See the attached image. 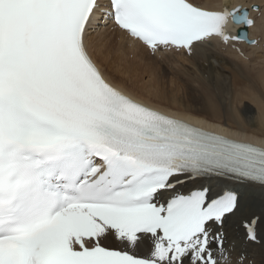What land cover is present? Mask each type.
<instances>
[{"label": "snow or ice", "instance_id": "obj_1", "mask_svg": "<svg viewBox=\"0 0 264 264\" xmlns=\"http://www.w3.org/2000/svg\"><path fill=\"white\" fill-rule=\"evenodd\" d=\"M258 18L261 3L232 0H0V264H252L264 143L201 117L233 103L212 47L258 45ZM100 33L153 58L206 59L189 109L200 115L113 84Z\"/></svg>", "mask_w": 264, "mask_h": 264}, {"label": "bare ground", "instance_id": "obj_2", "mask_svg": "<svg viewBox=\"0 0 264 264\" xmlns=\"http://www.w3.org/2000/svg\"><path fill=\"white\" fill-rule=\"evenodd\" d=\"M215 2L223 4L227 2V0H215ZM242 2L244 4H247L248 0H242ZM257 2L263 4L264 0H257ZM260 24H262L261 19L259 21L257 20V26L250 30V34L252 37L257 36V38H259L260 34L264 37V30L260 31ZM111 37L112 39L106 38V35L104 33H100L96 37V53L106 74L109 75L112 80H114L115 84H117L121 88H124L131 95L133 94L138 99L148 103H152L154 106L160 107L163 110L171 111L172 113L179 112L182 114L181 116L187 117L200 115L190 112L189 109L191 107V95L198 89L197 87H194L196 85H193V83L195 81H198V84H200V86L204 90L202 81L204 80L205 74L209 71L206 59L202 58L201 63L197 64L190 58H186L182 55L167 54L153 58L148 56L144 51L133 53L132 51L127 50L118 38L117 44L115 41L113 42L114 37ZM262 45H264V43L261 42L260 46L250 48L252 49V51H250L249 55H256L253 57V60L251 62H257L263 65L264 53L260 54L259 50H256L258 48H262L264 50V47H262ZM111 46L116 49L113 53L109 54ZM217 46L218 44L214 45L211 49V52L214 55L212 71L215 73V76L218 80H223L228 83L232 92L233 103L231 109L226 110L224 105H221L219 102H217L212 106L211 117L201 118L209 120L210 123L213 122L222 125L221 127H216V131H222L237 138L248 139L255 143H264V130L258 132L255 129L247 126L245 120H243L242 117L238 114V111L235 107L236 103L240 101L241 97H243V94L244 96H246V98L248 97L247 99L254 101L255 104L258 105L261 123H264V107H261V105L257 102V100L259 99L258 97L257 100L253 99V97L256 96L255 93L257 91L255 89L256 92L254 93L251 83H248L250 85L249 87L246 86L248 85V80H251L248 70L251 69L252 63H245L244 65H240L238 62L242 60L235 51H232L230 49L226 50V52H228V55L234 57V59H231L226 56L220 55L215 49V47ZM245 53L247 54V50H245ZM128 55H132L134 59H137L138 62L136 61L134 63H131V61L127 59ZM106 62H109L108 66L110 67V71L119 78L107 71V68L104 65V63ZM262 65H259L260 69L257 70L256 76L257 78H260L261 81H264V65ZM168 67L174 69L175 74L172 77H169L167 81V79L164 80L163 77H167L168 74L164 75L162 72H166V69ZM142 71H150L151 73H149L150 80H148V82H142L141 80L142 83L140 86V78L138 75L143 73ZM194 73L197 76L196 78L193 77ZM127 80H133L132 83H134L135 86L141 87L143 92L136 91V87H129L126 84ZM252 83H255V81H253ZM243 87H247L248 91H244L245 93L240 94L243 90ZM180 88H183V94L181 93V95L178 94L180 92ZM170 94L171 96H169ZM157 95H159V99L154 100V97H156ZM168 97L171 98L168 99ZM241 99L243 100V98ZM241 126L246 127L247 135H238L236 130ZM229 129L234 131H231ZM260 256L263 260L264 252H262L259 247H257L253 259L259 260Z\"/></svg>", "mask_w": 264, "mask_h": 264}, {"label": "rangeland", "instance_id": "obj_3", "mask_svg": "<svg viewBox=\"0 0 264 264\" xmlns=\"http://www.w3.org/2000/svg\"><path fill=\"white\" fill-rule=\"evenodd\" d=\"M257 2V1H256ZM258 3V2H257ZM261 23L263 24H260V31L262 30H264V20L262 21L261 20ZM262 33V32H261ZM106 38H110L111 39V36H110V34L109 35H106ZM256 38H257V36H256ZM264 38V37H263ZM116 43H117V41L116 40H114ZM113 41V42H114ZM118 44V43H117ZM115 49L116 48H113L112 46L110 47V50H109V54H111V53H113L114 51H115ZM257 50H259V52H260V54H263L264 53V50L262 51V49H257ZM216 51H218V53H220L221 55H223V56H226V57H228V58H231V59H234V57H232V56H230V55H228L227 53H226V51H224V50H221L220 48L219 49H217ZM250 51H252V50H250ZM250 51H249V53H250ZM106 53H107V51H106ZM259 54V53H258ZM254 56H256V55H253L252 57H254ZM127 59L128 60H130L131 61V63H134V62H136L137 61V59H134V57L132 56V55H128L127 56ZM225 59V58H224ZM242 61H239L238 63L240 64V65H244L245 63H252L251 64V69H249L248 70V72H249V76L251 77V80L249 81L248 80V82H247V84L249 83H251V85H252V88H253V90H254V93H255V95L258 97V93L259 92H261V91H264V81L262 80L261 81V79L260 78H257V76H256V72H257V70H259L260 69V67H259V65L261 66L262 64L261 63H255V62H251L252 60H253V58L251 59V60H246V59H244V58H242L241 59ZM245 61V62H244ZM138 62V61H137ZM150 62V61H149ZM186 63H188V62H186ZM108 64H109V62H106V63H104V65H105V67L107 68V71L108 72H110L112 75H114L113 74V72H111L110 71V67L108 66ZM152 65H153V63H152ZM254 65V66H253ZM263 65H264V63H263ZM262 65V66H263ZM240 67H242V66H240ZM253 68V69H252ZM256 68V69H255ZM143 72V71H142ZM149 73H151L150 71L149 72H143V73H141V74H139L138 76H139V78H140V83H139V85L141 86V83L142 82H148V80H150V77H149ZM164 75L166 74H168L167 75V77L166 76H162L163 77V79L165 80V79H167V81H168V79H169V77H172L174 74H175V71H174V69H172V68H167L166 69V72L164 71V72H162ZM157 75V74H156ZM114 76H116V75H114ZM116 77H118V76H116ZM193 77H197L196 75H195V73L193 74ZM254 77V78H253ZM119 78V77H118ZM144 79V80H143ZM141 80H142V82H141ZM133 81V80H132ZM132 81L131 80H127L126 81V84L129 86V87H136V91H141V92H143V90L141 89V87H139V86H135V84L134 83H132ZM253 81H255V83H252ZM128 82V83H127ZM192 83V82H191ZM195 83V84H194ZM193 83V85H196V86H194V87H197L198 89H200L201 91H204L203 90V88L200 86V84H198L199 82L198 81H195ZM170 84V83H169ZM246 85L247 87H249L250 85ZM256 84V85H255ZM254 85V86H253ZM198 86H200V87H198ZM245 88V87H243V90H242V92L240 93V94H242V93H245V92H247L248 91V88ZM140 88V89H139ZM244 88H245V90H244ZM251 88V89H252ZM260 90H259V89ZM255 89H256V91H255ZM182 91V92H181ZM245 91V92H244ZM181 93L183 94V88H180V92L178 93L179 95H181ZM157 94V93H156ZM169 96H171V94L169 95ZM242 96L243 97H241V98H243V100L240 98V101H238L237 103H236V105H235V107H236V109H237V111H238V114L242 117V119L243 120H245V122H246V119H248V118H250V119H252L254 122L252 123V125L251 126H249V127H251L252 129H255L256 131H258V132H261V130H264V123H261V117H260V115H259V108H258V105L257 104H255V102L254 101H251L250 99H247L246 98V96H244L243 94H242ZM171 97H168V99H170ZM259 98V97H258ZM159 99V95H157L156 97H154V100H158ZM180 103V102H179ZM263 125V126H262ZM264 260V259H263ZM262 260V257L260 256V259L258 260V261H260V262H257V264H264V261ZM252 264H254V262H252Z\"/></svg>", "mask_w": 264, "mask_h": 264}]
</instances>
